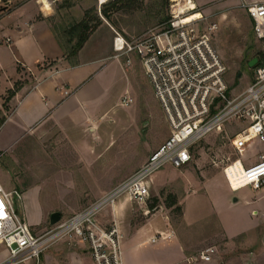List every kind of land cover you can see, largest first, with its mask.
Masks as SVG:
<instances>
[{"label": "rangeland", "instance_id": "obj_1", "mask_svg": "<svg viewBox=\"0 0 264 264\" xmlns=\"http://www.w3.org/2000/svg\"><path fill=\"white\" fill-rule=\"evenodd\" d=\"M27 1L35 0L10 2L11 9L0 12V16ZM47 1L44 7L47 16L37 18L45 20L50 28L76 22L85 10L97 7L100 25L110 26L129 38L160 25L171 4L170 0H144L139 9L112 11L104 18L99 12V0ZM191 1L195 3L196 14L203 17L200 26L215 25L212 45L226 67L225 80L230 95L239 94L253 81V67H249L248 62L252 58L263 59L262 45L253 34L246 12L238 6L239 0ZM36 2L42 7L39 0ZM102 31L95 34L94 42L100 40L103 44ZM7 38L0 43H7ZM135 59L136 64L128 69L120 67L115 60L106 61L112 77L109 110L100 119V133L105 135L94 142L96 153L92 162L86 165L70 143L56 141L54 136L42 140L34 131L12 149L0 151V183L7 190L22 193L17 208L23 211L33 232L50 229L52 212L58 211L65 219L101 197L130 175L134 166L139 161L144 162L149 151L168 137L169 126L163 111L149 89L141 64ZM29 78L35 81L33 76ZM123 98L133 101L122 106ZM242 126L237 121L225 123L219 131L208 133L195 145L187 165L181 168L165 165L156 171L150 180L157 177L158 182L166 176L165 181L151 186L146 205L130 201L127 196L116 200L113 219L120 225V248L125 264H264V218L254 231L234 237L224 231L231 233L234 229L249 228L252 220L245 217V210L251 207L244 198L254 199L263 193L250 186L231 196L225 191L222 168L228 158L241 157L247 165L257 162L259 155L264 154V142L258 140H252L242 153L233 149L231 139ZM7 132L8 127L1 128V138L4 139ZM72 134L84 135L81 127H73ZM78 148L83 154L81 143ZM237 162L236 167L241 168V162ZM244 193L247 196H243ZM152 203L154 206L150 208ZM101 220L110 223L111 214H104ZM159 231L171 237L152 244L150 238ZM84 249L76 239L62 238L45 249L37 263L19 264H93ZM205 249L211 251L208 262L199 259ZM3 254L8 256L7 250L0 246V256ZM187 258L191 262L188 263Z\"/></svg>", "mask_w": 264, "mask_h": 264}, {"label": "built area", "instance_id": "obj_2", "mask_svg": "<svg viewBox=\"0 0 264 264\" xmlns=\"http://www.w3.org/2000/svg\"><path fill=\"white\" fill-rule=\"evenodd\" d=\"M170 2L167 19L136 37L128 38L112 28L114 56L125 58L127 65L131 58H137L168 123V137L132 174L41 233L33 232L17 208L22 193L7 190L0 183V245L8 252L0 264L37 263L45 249L62 238L81 243L93 264H122L120 232L113 219L119 197L127 196L130 201L146 205L151 176L165 165H187L195 145L227 122L243 124L231 139L237 152L242 153L252 140L264 142V0H239L238 6L246 12L253 34L262 45L263 59H257L253 81L234 96L225 80L226 67L211 42L215 25L201 27L202 15L185 21L186 15L196 10L191 0ZM132 101L123 98L121 105L128 106ZM236 159L242 164L239 169L232 168ZM222 171L232 191L246 186L254 191L264 189V154L247 165L241 157L228 158ZM107 213L111 214V221L105 224L101 218ZM170 237L159 232L149 241L155 244ZM210 252L201 251L199 259L210 261ZM187 262L191 259L187 258Z\"/></svg>", "mask_w": 264, "mask_h": 264}, {"label": "crops", "instance_id": "obj_3", "mask_svg": "<svg viewBox=\"0 0 264 264\" xmlns=\"http://www.w3.org/2000/svg\"><path fill=\"white\" fill-rule=\"evenodd\" d=\"M40 15L46 17L47 13L35 0L27 1L10 13L0 16V40L5 37L10 39L9 43H0V111H3V97L6 91L13 88L18 81L23 83L7 103L8 109L4 113L5 120L0 125V130L8 127V132L4 139L0 136V151L12 149L16 143L34 131L42 140H49L54 136L56 141L70 143L87 165L92 162L96 153L94 142L105 135L100 133V119L109 110V90L112 83L106 61L115 60L120 67L125 66V69L137 61L133 57L131 64L127 66L125 58L114 56L112 28L102 24L89 36L78 52L77 64L70 65L64 59L63 51L50 25L45 20L37 18ZM100 30H104L103 44L99 43L100 40L94 42V36ZM50 69H53V72ZM30 75L35 81L31 82ZM149 89L153 94L150 84ZM71 127H81L84 135L79 137L70 135ZM78 143L83 146V154L79 151ZM108 145L109 143L104 149ZM158 146H154L149 153L151 154ZM88 151L91 156L87 154ZM144 162L139 161L133 172ZM165 177L158 182L157 177L153 178L150 188L164 182ZM224 186L229 196L247 187L232 191L227 182ZM262 190L263 193L254 199L244 198L246 205L251 207L245 210L247 214L245 217L252 220L251 226L227 233L221 225L227 236L234 237L261 226L263 223L261 219L264 218V189ZM246 194L243 196H247ZM238 200L239 198H236V201ZM19 212L24 218L23 211ZM5 257V254L0 256V262ZM122 264H125L123 258Z\"/></svg>", "mask_w": 264, "mask_h": 264}, {"label": "trees", "instance_id": "obj_4", "mask_svg": "<svg viewBox=\"0 0 264 264\" xmlns=\"http://www.w3.org/2000/svg\"><path fill=\"white\" fill-rule=\"evenodd\" d=\"M17 0H0L2 6H0V12L9 11L10 2ZM64 2L68 0H63ZM144 0H109L101 3L99 7V12L104 18H108L110 12L118 11L121 9L125 10H136L139 9L141 3ZM42 3V8L48 3L47 0H39ZM167 2V0H165ZM97 7H92L84 11L82 18L76 22L67 25L52 26L51 30L63 51V57L68 61L70 65L77 64V55L80 49L83 47L85 42L88 40L89 36L100 26L102 23L99 14L97 12ZM168 17V12L163 17L165 21ZM125 36V35H124ZM129 38V37H128ZM258 61H260L258 59ZM255 67V65H254ZM253 67V68H254ZM22 82H16L14 87L6 91L3 97L2 108L0 111V125L5 120V112L8 109L7 103L12 98L16 92L19 90ZM155 200V199H154ZM153 203L150 204V208H153Z\"/></svg>", "mask_w": 264, "mask_h": 264}, {"label": "water", "instance_id": "obj_5", "mask_svg": "<svg viewBox=\"0 0 264 264\" xmlns=\"http://www.w3.org/2000/svg\"><path fill=\"white\" fill-rule=\"evenodd\" d=\"M100 3V2H99ZM257 59L256 58H252L249 62L248 65L249 67H254V65L256 64ZM236 200V198H235ZM61 219V215L58 211L56 212H52L49 216V224L50 225H54L56 224L59 220Z\"/></svg>", "mask_w": 264, "mask_h": 264}, {"label": "bare ground", "instance_id": "obj_6", "mask_svg": "<svg viewBox=\"0 0 264 264\" xmlns=\"http://www.w3.org/2000/svg\"><path fill=\"white\" fill-rule=\"evenodd\" d=\"M105 0H99V2L100 3H102V2H104ZM191 5H193V3H190ZM195 4V3H194ZM190 7H193V6H190ZM193 14H187L186 15V19H185V21H190V20H192V19H197V18H199V14H196V13H198V12H192ZM238 160H236V162H235V164L232 166V168L233 169H239L238 167H236V164L238 163L237 162ZM225 177V176H224Z\"/></svg>", "mask_w": 264, "mask_h": 264}]
</instances>
